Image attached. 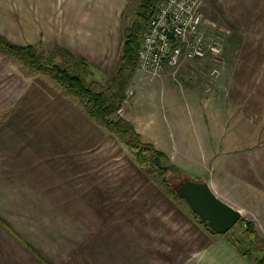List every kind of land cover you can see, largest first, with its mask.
<instances>
[{"label":"crops","instance_id":"obj_1","mask_svg":"<svg viewBox=\"0 0 264 264\" xmlns=\"http://www.w3.org/2000/svg\"><path fill=\"white\" fill-rule=\"evenodd\" d=\"M123 4L0 0V36L20 47L58 45L91 63L94 50H107ZM203 12L225 37L245 39L244 54L264 53V0H206ZM249 59L233 68L228 96L222 89L230 77L209 94L207 64L180 67L194 119L186 129L177 124L178 137L163 152L236 209H264V62ZM96 68L104 71L94 57ZM34 74L0 53V264H253L188 209H155L133 222L124 217L130 209H107L119 217L107 219L106 244L94 237L82 160L61 157L50 129L35 127L34 103L25 108L34 102L25 93Z\"/></svg>","mask_w":264,"mask_h":264},{"label":"rangeland","instance_id":"obj_2","mask_svg":"<svg viewBox=\"0 0 264 264\" xmlns=\"http://www.w3.org/2000/svg\"><path fill=\"white\" fill-rule=\"evenodd\" d=\"M205 2L206 0L203 9ZM123 3L126 7L111 37L108 38L107 50L101 55L94 50L93 46L94 51L90 54V64L93 69L94 57L103 63L105 72L98 68L95 70V75L99 79L110 77L116 71L120 41L124 30L133 21L141 0H123ZM205 24L213 26L206 19ZM216 30L225 37L221 30ZM225 41L224 57L225 67H230L228 72L222 69L218 79H210L208 73L212 63L203 61L209 66L208 78H206L210 82L206 89L209 94H213L214 84H217L221 78L230 77L227 86L222 89L225 96L230 95L232 92L229 86L230 79L233 78L235 71L233 68L237 67L239 62L248 60V56H252L249 59L250 62H264V53L254 52L247 55L242 52L245 39H230L226 36ZM50 48L47 45L41 46L45 52H48ZM169 72L171 73L170 68L166 69L160 77H152L148 73L136 71L127 89V101L120 112V116H130L134 120L135 128L141 133L145 142H157V148L164 152L171 151L175 136L178 137L177 124L181 123L180 125L185 126L183 128L186 129L192 126L194 119L191 114L187 82L178 73L176 76H171ZM224 74L228 75L224 76ZM259 75L264 76L260 72ZM25 93L30 97L34 96V102L29 103L25 108H31V104L34 103L32 109L35 112L33 119L35 127L44 125L45 131L50 129L52 144L55 142L62 146L61 157L82 160L84 196L88 198V202H94V237L96 234L98 239L103 238L106 244L107 219L115 216L107 209H130L124 217L131 216L132 222L141 214L148 215L155 209L191 211L185 202L166 194L158 178L141 173L127 148L89 119L79 102L68 97L52 80L35 73L32 81L31 78L29 79V86ZM42 115H45L44 120ZM47 115L50 117L48 118ZM172 163L188 175L197 176L194 172L180 166V158ZM182 179L185 178L182 177ZM180 181L181 179L173 178L170 180V185L178 187ZM239 210L242 211L244 219L256 224L259 234L264 238V209ZM233 233L239 236L240 227L235 228ZM226 235L221 238V241L235 248L229 236Z\"/></svg>","mask_w":264,"mask_h":264},{"label":"trees","instance_id":"obj_3","mask_svg":"<svg viewBox=\"0 0 264 264\" xmlns=\"http://www.w3.org/2000/svg\"><path fill=\"white\" fill-rule=\"evenodd\" d=\"M158 0H141L130 26L124 30L118 52V66L110 77L97 78L93 66L83 58L53 45L48 52L41 47H20L0 36V53L22 63L31 72L57 84L68 97L76 99L89 119L123 144L141 173L158 178L169 196L184 202L170 180L189 175L173 164L166 153L145 142L132 122L120 116L127 100V89L137 71L141 35L153 16ZM196 216V215H195ZM197 220L209 230L207 223ZM240 227L239 236L234 234ZM227 233L232 245L253 264H264V238L254 222L242 218Z\"/></svg>","mask_w":264,"mask_h":264},{"label":"built area","instance_id":"obj_4","mask_svg":"<svg viewBox=\"0 0 264 264\" xmlns=\"http://www.w3.org/2000/svg\"><path fill=\"white\" fill-rule=\"evenodd\" d=\"M204 1L158 0L141 35L137 71L160 77L171 68L176 76L184 63L200 60L212 63L210 79L221 76L226 41L215 28L205 24Z\"/></svg>","mask_w":264,"mask_h":264},{"label":"water","instance_id":"obj_5","mask_svg":"<svg viewBox=\"0 0 264 264\" xmlns=\"http://www.w3.org/2000/svg\"><path fill=\"white\" fill-rule=\"evenodd\" d=\"M181 179L176 193L201 221L207 223L209 231L224 236L243 218L241 210L219 198L207 179L188 176Z\"/></svg>","mask_w":264,"mask_h":264}]
</instances>
